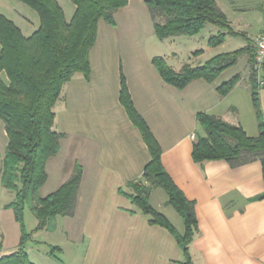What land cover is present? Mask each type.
<instances>
[{
  "label": "crops",
  "instance_id": "crops-1",
  "mask_svg": "<svg viewBox=\"0 0 264 264\" xmlns=\"http://www.w3.org/2000/svg\"><path fill=\"white\" fill-rule=\"evenodd\" d=\"M5 1L9 4L6 10L0 7L1 13L26 36L40 26V16L32 7L21 0ZM58 1L70 20L76 5L72 0ZM225 1L217 0L233 29L243 34H229L217 46L209 44V38L221 30L217 26L208 36L199 33L159 39L147 0H129L115 13L114 24L99 21L97 40L90 51V78L75 75L65 86L64 100L56 106V128L65 136L59 153L47 162L48 178L40 189L42 197L57 190L76 164H81L83 177L75 213L58 216L52 227L34 231L27 250L35 264H184L185 255L175 235L150 223L149 216L120 191L141 177L152 159L140 129L121 103L122 74L137 110L162 147L165 168L195 202L198 230L190 243L193 260L197 264H264V198H257L264 193L262 161L234 167L225 159L196 162L193 158L194 143L205 134L197 120L201 111L242 124L250 133L233 102L242 92L252 99L249 56H242L214 82L199 78L183 89L167 83L152 61L162 55L180 70L185 63L203 64L235 50L231 45L237 38L241 39L239 48L249 41L254 44L263 29L264 0H228L227 8ZM184 41L186 47H180ZM181 49L192 62L177 60L184 52ZM238 74L241 79L236 87L222 95L219 86ZM256 121L250 127L253 136L260 131L257 116ZM160 188L151 193V203L183 232V218L175 208L170 209L168 194ZM6 203L0 208L2 255L14 251L22 235L15 212L5 207ZM25 223L29 231L38 223L29 207ZM51 246L60 247L57 256L50 254Z\"/></svg>",
  "mask_w": 264,
  "mask_h": 264
},
{
  "label": "trees",
  "instance_id": "trees-1",
  "mask_svg": "<svg viewBox=\"0 0 264 264\" xmlns=\"http://www.w3.org/2000/svg\"><path fill=\"white\" fill-rule=\"evenodd\" d=\"M40 16V26L29 36L6 15L0 13V118L8 137L0 168V183L14 191V198L5 204L12 208L22 228L19 246L0 257V264H35L29 256L27 242L34 231L55 225L58 216L75 213L83 167H76L69 179L57 190L42 197L40 189L48 178L47 162L61 150L65 136L56 128V106L64 100L66 84L77 74L91 76L90 51L95 46L99 21L114 24L115 13L129 0H72L76 5L68 20L58 0H21ZM155 27L161 40L177 35L193 36L213 24L221 30L209 38L211 46L225 42L227 35L238 36L217 0H147ZM249 40V39H248ZM244 55L251 64L250 88L259 125V134L250 135L242 124L231 123L223 117L201 111L197 120L205 134L198 136L193 147L196 162L225 159L232 166L261 160L264 175V112L257 74L252 69L255 45L220 53L203 64L185 63L176 70L162 55L152 61L163 79L179 89L195 79L214 82L221 73L236 65ZM264 76V74H263ZM241 76L238 74L219 86L222 95L233 90ZM121 103L140 129L152 155L143 174L121 187L138 210L149 216L152 224L168 228L183 249L184 264H197L190 252V243L198 230L195 202L187 198L175 183L162 160V147L145 118L137 110L124 74L121 76ZM161 187L171 204L183 218L185 230L180 232L166 214L151 203V193ZM257 198H264V193ZM29 207L38 223L29 231L25 211ZM2 240L0 236V250ZM59 246H51L50 254L57 256Z\"/></svg>",
  "mask_w": 264,
  "mask_h": 264
},
{
  "label": "rangeland",
  "instance_id": "rangeland-1",
  "mask_svg": "<svg viewBox=\"0 0 264 264\" xmlns=\"http://www.w3.org/2000/svg\"><path fill=\"white\" fill-rule=\"evenodd\" d=\"M8 4L9 3L7 1L0 0V7H2L3 9L6 10ZM224 6H225V8H227L229 6L228 0L225 1ZM2 8H0V13L2 12ZM23 16H27V14L23 13ZM212 27H215V25L208 24V26L204 30H202V32L200 34L208 36L211 32ZM201 41H203V40H201ZM235 41L236 42L231 45L232 49H237L240 46L241 39L237 38ZM179 45H180V47H186L187 43L184 41L182 44H179ZM181 50H183L184 52L179 53L177 60L178 61L179 60L185 61V62H192L193 59L189 57V54L185 51V49H181ZM251 73H252V71H251V67H250L249 78H250ZM261 100H262V106H263V112H264V91H262V93H261ZM252 101L253 100L250 97H248L247 95H245V93H243V92L241 94L237 95V97L233 101V102H236V104L238 105V107L240 109V112H241L240 115L241 116L240 115L239 116L246 120L247 126H249L248 130L250 132L249 133L250 135H251V131H252V129L250 127L252 125H256V123H257L256 112H255L254 105H253ZM237 117H238V115H237ZM7 142H8V137H7V133L5 130V124H4L3 120L0 118V168L2 166V158H3V155H4L5 150H6ZM160 190L163 191V193H165L164 190H162V188H160ZM14 194H15L14 191H11V190L4 188L2 186V184L0 183V208H1L2 203L11 201L14 198ZM169 207H170V209L174 210L173 206L170 205ZM174 211H176V210H174ZM28 215H31L30 217H32L33 214H31V212H30ZM26 220H27L28 226H31V218H28Z\"/></svg>",
  "mask_w": 264,
  "mask_h": 264
},
{
  "label": "built area",
  "instance_id": "built-area-1",
  "mask_svg": "<svg viewBox=\"0 0 264 264\" xmlns=\"http://www.w3.org/2000/svg\"><path fill=\"white\" fill-rule=\"evenodd\" d=\"M255 61L252 69L257 74L260 87L264 86V21L261 33L255 39ZM0 253V257H1Z\"/></svg>",
  "mask_w": 264,
  "mask_h": 264
}]
</instances>
